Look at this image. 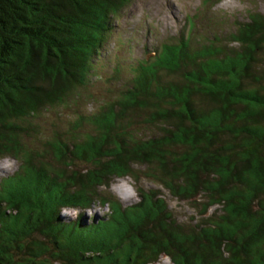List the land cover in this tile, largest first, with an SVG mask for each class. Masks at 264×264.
I'll return each instance as SVG.
<instances>
[{
	"label": "trees",
	"instance_id": "trees-1",
	"mask_svg": "<svg viewBox=\"0 0 264 264\" xmlns=\"http://www.w3.org/2000/svg\"><path fill=\"white\" fill-rule=\"evenodd\" d=\"M131 2L0 0V159L18 161L0 176V264H264V16L207 40L188 17L151 58L100 74ZM103 82L117 91L85 111ZM127 176L130 205L109 190ZM95 202L109 211L84 217Z\"/></svg>",
	"mask_w": 264,
	"mask_h": 264
},
{
	"label": "rangeland",
	"instance_id": "rangeland-1",
	"mask_svg": "<svg viewBox=\"0 0 264 264\" xmlns=\"http://www.w3.org/2000/svg\"><path fill=\"white\" fill-rule=\"evenodd\" d=\"M207 1V2H206ZM132 0L131 3L120 13L115 22V29L107 38L102 48L99 65L105 66L99 70L101 74L110 72L116 63L121 65L128 64L134 59L147 57L151 58L153 52L163 41H173L179 39L182 34L188 32V17L194 21L195 27L192 35H197L200 39H212L215 35L222 38L227 37L231 31H234L238 24L248 19L250 13H258L264 16V0ZM98 77H95L94 80ZM108 82H103L96 87L93 100L83 101V109L90 111L95 109L101 100L108 98L103 90ZM113 91H117L115 82L108 83ZM98 102V103H97ZM54 110L41 114L38 119L41 123H46L54 115ZM70 114L66 109H60V115L64 120L70 119ZM67 122L62 121L61 125ZM63 126L53 127L46 125L45 129L63 130ZM68 126V125H67ZM60 127V129H59ZM65 130V129H64ZM5 160L12 161V167L3 166ZM18 161L5 157L0 159V176L10 173L16 169ZM131 177L113 178L110 185V192L122 201L125 205H130L138 200L137 192L135 196L122 199L112 191V185L120 179H129ZM132 179V178H131ZM133 180V179H132ZM134 181V180H133ZM145 188H154V182L146 177H140L137 182ZM134 186H136L134 182ZM164 199L168 209L174 216L180 220H185L193 215V209L186 203L171 197L165 190ZM99 208L103 213L109 211V207L99 205L95 202L90 209L84 212V217L101 216L95 210ZM89 213V215H88ZM92 213V215H91ZM60 216L66 220L74 219L60 212ZM156 264H172L168 257L161 256Z\"/></svg>",
	"mask_w": 264,
	"mask_h": 264
},
{
	"label": "clouds",
	"instance_id": "clouds-1",
	"mask_svg": "<svg viewBox=\"0 0 264 264\" xmlns=\"http://www.w3.org/2000/svg\"><path fill=\"white\" fill-rule=\"evenodd\" d=\"M12 163L13 162L10 160H5L3 162V166L6 168H10V167H12ZM112 191L117 196H120V198H122V199H127L129 197H133L136 194L134 181L131 178H129L127 180H125V179L118 180L117 183L112 185ZM95 211L99 212L101 215L103 214V212L99 208H97ZM62 213H64L67 216H70L72 218H77L78 215L80 214V211L76 208H70V209L62 210ZM88 215H89V213H88ZM91 215H92V213H91Z\"/></svg>",
	"mask_w": 264,
	"mask_h": 264
}]
</instances>
